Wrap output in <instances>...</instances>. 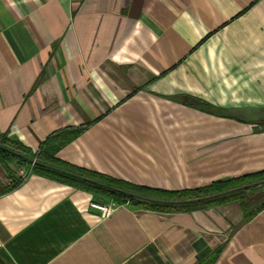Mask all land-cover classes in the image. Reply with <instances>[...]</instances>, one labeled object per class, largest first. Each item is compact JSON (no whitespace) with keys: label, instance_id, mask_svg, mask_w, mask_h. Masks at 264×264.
<instances>
[{"label":"crops","instance_id":"0c3cea01","mask_svg":"<svg viewBox=\"0 0 264 264\" xmlns=\"http://www.w3.org/2000/svg\"><path fill=\"white\" fill-rule=\"evenodd\" d=\"M263 118L264 0H0V136L25 150L185 189L264 169ZM13 162L0 264H200L218 246L214 264H264V207H133L39 172L18 181Z\"/></svg>","mask_w":264,"mask_h":264},{"label":"trees","instance_id":"16d2710c","mask_svg":"<svg viewBox=\"0 0 264 264\" xmlns=\"http://www.w3.org/2000/svg\"><path fill=\"white\" fill-rule=\"evenodd\" d=\"M0 144L5 146L2 141H0ZM61 144L62 142H59L56 148ZM54 153H55V149L52 150L51 147H49L47 143V147H45V149L42 150L37 155V157L39 156L37 160L42 163L49 164L51 166H55V167L64 169L66 171L78 174L80 176H83V177H86V178H89V179H92V180H95L101 183H105L110 186L131 192L137 195H141L144 197L153 198L157 200H166V201L183 200V199H189L193 196H197V197L198 196L200 197L208 196V195L220 193L224 190L234 189V188L241 187L243 185L251 184V183L264 179V169H263V170L243 174V175L236 176V177H230V178H225L222 180L212 181L205 186H201L195 189L166 190V189L153 188V187L144 186V185L131 184V183L113 178L111 176L101 174L99 172L76 168L74 166H71L55 158ZM14 157L16 156L0 148V160L9 161L10 159ZM33 171L39 172L41 174H45L48 176L56 177L59 180L73 183L80 187L86 188L90 191H93L97 194L109 195L105 197H108L117 202L127 201L133 207H142V208L158 210V211H164V210L179 211L180 209L181 210H193V209L201 208L204 206H210V205L212 206L220 202L233 200L239 204L243 212V216L245 220H249L251 219V217H253L258 211H260L264 207V194L263 195L260 194L261 196L260 197L257 196V198L256 197L248 198V196L246 195L247 190H244V189L233 191L232 193L230 192L227 195H220L218 198L211 199V200H206V201H201V202L194 201L190 203L187 202V203L171 204V203L151 202L147 200L138 199L135 197H129L120 192L112 191L110 189L98 186L94 183H91V182H88V181H85L79 178H75L73 176H69L61 172H58L56 170L42 167L39 165H34Z\"/></svg>","mask_w":264,"mask_h":264},{"label":"rangeland","instance_id":"374dc122","mask_svg":"<svg viewBox=\"0 0 264 264\" xmlns=\"http://www.w3.org/2000/svg\"><path fill=\"white\" fill-rule=\"evenodd\" d=\"M257 122L260 124V126L261 125H263L264 126V118L263 119H259V120H257ZM0 141H2L3 142V144L6 146V147H8V148H11V149H14V150H16V151H18V152H20V153H22V154H24V155H28V156H31L33 159H35L34 157V152H29L28 150H25V149H23V147L20 145V144H18L17 142H15V141H12V140H10L9 138H7L6 136H2V137H0ZM39 157V156H38ZM38 157H36V159L35 160H37L38 159ZM11 160H14V162H13V164H15V165H17V167H22V166H25V167H27V166H29V165H31L32 163H30V162H25V161H23V160H21L20 158H17V157H14V158H12V159H10V161ZM33 165H35V164H33ZM33 168H34V166H33ZM260 170H263V169H260ZM257 171H259V170H257ZM212 182V181H211ZM259 182H262L260 185H258L259 184ZM207 184H209V183H207V182H202V183H199V184H196L195 186H193V187H191V188H185V189H172V190H188V189H195V188H199V187H201V186H205V185H207ZM252 184V183H251ZM254 184H257V185H255V186H252V187H249V188H246V189H244V190H247L246 191V195L248 196V198H252V197H256L257 198V196H261L260 194H264V179L263 180H260V181H257V182H254ZM248 185V184H247ZM162 189V188H161ZM250 189V190H249ZM167 190V189H166ZM241 190V189H240ZM224 191H227V190H224ZM224 191H222V192H224ZM238 191V190H237ZM232 193V192H231ZM227 194H229V193H226V194H223V195H227ZM99 195H101V196H109V195H105V194H99ZM214 195V194H213ZM208 196H211V195H208ZM208 196H193V197H191V198H189V199H198V198H203V197H208ZM219 196H217V197H212V198H207V199H202V200H198L199 202H201V201H206V200H211V199H215V198H218ZM189 199H183V200H189ZM197 201V202H198ZM229 201H233V200H229ZM218 204L219 203H217V204H214L215 206L217 205L218 206ZM208 207H213V206H204V207H201V208H196V209H193V210H197V209H205V208H208ZM193 210H185V211H193ZM165 211V210H164ZM179 211H181V209L179 210ZM220 251H221V248H220V246H218V247H216V248H214L213 250H212V253H211V256H210V258L207 260H205L204 262H201L200 264H214L215 263V261L218 259V257H219V254H220Z\"/></svg>","mask_w":264,"mask_h":264},{"label":"water","instance_id":"95a60500","mask_svg":"<svg viewBox=\"0 0 264 264\" xmlns=\"http://www.w3.org/2000/svg\"><path fill=\"white\" fill-rule=\"evenodd\" d=\"M0 148L3 149V150H6L7 152H9L10 154H13L14 156L18 157V158H21L27 162H30L32 164H35V165H39V166H42V167H46V168H50V169H53V170H56L58 172H61L63 174H66V175H69V176H73L75 178H79V179H82V180H85V181H88V182H91V183H94L98 186H101V187H104V188H107V189H110L112 191H117V192H120L122 194H125L129 197H135V198H138V199H142V200H147V201H151V202H160V203H171V204H177V203H187V202H194V201H198V200H202V199H209V198H212V197H217V196H220V195H223V194H226V193H230V192H233V191H237V190H240V189H246V188H249V187H252V186H255L257 184H248V185H243L241 187H237V188H234V189H230V190H227V191H224V192H220V193H217V194H214V195H211V196H208V197H203V198H198V199H189V200H170V201H166V200H157V199H153V198H148V197H144V196H141V195H137V194H134V193H131V192H128V191H125V190H122V189H119V188H116V187H113V186H110L108 184H105V183H101V182H98V181H95V180H92V179H89V178H86V177H83V176H80L78 174H75V173H72V172H69V171H66L64 169H61V168H58V167H55V166H51L49 164H45V163H42L38 160H35L29 156H26L16 150H13V149H10V148H7L6 146H3L0 144ZM262 182H259L258 185H260Z\"/></svg>","mask_w":264,"mask_h":264},{"label":"built area","instance_id":"2783aa9c","mask_svg":"<svg viewBox=\"0 0 264 264\" xmlns=\"http://www.w3.org/2000/svg\"><path fill=\"white\" fill-rule=\"evenodd\" d=\"M40 150H37L36 152H34V158L36 159L37 155L39 154ZM33 164L25 167V166H22V167H18L16 172H15V178H17L18 181H23L25 180L29 175L30 173L33 171ZM91 207L98 210L101 214L102 217L104 216H108L110 214V211H111V207L110 206H107L105 204H102V203H92L91 204Z\"/></svg>","mask_w":264,"mask_h":264}]
</instances>
